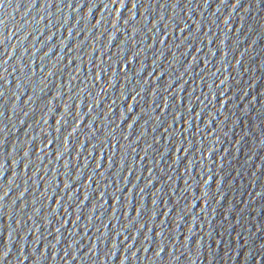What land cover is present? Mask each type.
I'll return each instance as SVG.
<instances>
[{
	"label": "water",
	"instance_id": "water-1",
	"mask_svg": "<svg viewBox=\"0 0 264 264\" xmlns=\"http://www.w3.org/2000/svg\"><path fill=\"white\" fill-rule=\"evenodd\" d=\"M0 93V264H264V0H0Z\"/></svg>",
	"mask_w": 264,
	"mask_h": 264
},
{
	"label": "snow or ice",
	"instance_id": "snow-or-ice-1",
	"mask_svg": "<svg viewBox=\"0 0 264 264\" xmlns=\"http://www.w3.org/2000/svg\"><path fill=\"white\" fill-rule=\"evenodd\" d=\"M236 5H233V7H235ZM0 95H2V93H0ZM5 195H7V194H5Z\"/></svg>",
	"mask_w": 264,
	"mask_h": 264
}]
</instances>
